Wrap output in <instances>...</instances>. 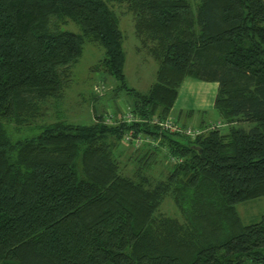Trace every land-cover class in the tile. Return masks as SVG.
Instances as JSON below:
<instances>
[{"label": "trees", "instance_id": "1", "mask_svg": "<svg viewBox=\"0 0 264 264\" xmlns=\"http://www.w3.org/2000/svg\"><path fill=\"white\" fill-rule=\"evenodd\" d=\"M116 8L157 62L144 93L125 81ZM86 41L139 122L118 107L105 122L98 97L90 123L46 121ZM187 78L218 85L221 123L194 138L150 123L179 124ZM263 196L264 0H0V264H264V214L237 211ZM167 197L180 219L159 213Z\"/></svg>", "mask_w": 264, "mask_h": 264}, {"label": "rangeland", "instance_id": "2", "mask_svg": "<svg viewBox=\"0 0 264 264\" xmlns=\"http://www.w3.org/2000/svg\"><path fill=\"white\" fill-rule=\"evenodd\" d=\"M124 10L125 8H116L115 12L119 17V27L124 36L123 49L125 61L123 71L125 81L129 88L144 93L155 82L157 62L141 46L139 39L134 33L133 15L130 12H120ZM62 29L74 33L80 32L78 25L72 21L67 22ZM103 57L104 49L101 46L88 41L84 42L82 56L72 69L71 80L64 90L61 102L58 103L57 107L53 100H49L47 105H45V119L47 122L54 121L57 115H61V117L73 123H90L95 115L93 106L96 104V97L99 98L96 107L99 111L105 112L104 115L106 113L113 114L116 107L121 112L129 111L127 104L129 96L124 91L119 94L114 93L113 89L117 84L116 81L98 67ZM189 82L197 81L186 79L183 92H185V88H187L186 86ZM173 112L176 113L177 111L174 110ZM194 117H197L196 121L193 118H188L186 121V117L184 116L177 120L180 125L192 129L200 128V124L210 125L215 123V125H220L214 110L207 114L195 112ZM221 128L222 130L225 129L224 126ZM30 133L27 130H23L18 134L12 135V137L13 139L26 138ZM126 166L129 170L133 167V164L127 163ZM158 167L162 168L160 165ZM155 170L158 176V169L156 168ZM237 211L244 224L258 221L264 214V196L239 204ZM159 213L180 219L169 197L165 198L163 206L159 209Z\"/></svg>", "mask_w": 264, "mask_h": 264}, {"label": "crops", "instance_id": "3", "mask_svg": "<svg viewBox=\"0 0 264 264\" xmlns=\"http://www.w3.org/2000/svg\"><path fill=\"white\" fill-rule=\"evenodd\" d=\"M184 84L185 81L173 105L172 116H178V118L184 116L186 117V121L188 118H193L195 119L194 121H196L197 117H194L195 112L210 113L213 110V103L217 93V83L202 81L189 82L186 86L187 88H185V92H183ZM174 110L177 112L174 113ZM218 123L221 122L218 120ZM200 126L203 125L200 124Z\"/></svg>", "mask_w": 264, "mask_h": 264}, {"label": "built area", "instance_id": "4", "mask_svg": "<svg viewBox=\"0 0 264 264\" xmlns=\"http://www.w3.org/2000/svg\"><path fill=\"white\" fill-rule=\"evenodd\" d=\"M122 122L125 123H133V122H139L140 119L135 117L130 111H124L121 113L120 117ZM105 122L111 123L112 122V114H108ZM151 124L158 125L162 130L171 132V133H177L180 135H184L187 137L194 138L197 135L202 133V130L200 129H192V128H183L180 124H177L172 117H167L166 119L159 120L158 118H154L151 122ZM218 126V125H217ZM216 125L208 127L209 129L215 128ZM125 141H133L134 146L139 145L143 140L140 136H137L136 138L132 139L131 136L128 134L124 138Z\"/></svg>", "mask_w": 264, "mask_h": 264}]
</instances>
